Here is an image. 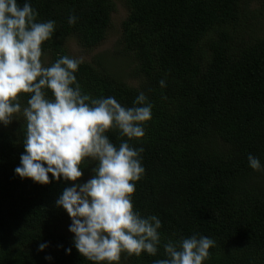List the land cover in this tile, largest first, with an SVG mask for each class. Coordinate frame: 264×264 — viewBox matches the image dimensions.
<instances>
[{
	"label": "trees",
	"instance_id": "obj_1",
	"mask_svg": "<svg viewBox=\"0 0 264 264\" xmlns=\"http://www.w3.org/2000/svg\"><path fill=\"white\" fill-rule=\"evenodd\" d=\"M121 1L128 14L119 60L95 55L75 73L92 98L112 96L131 107L143 91L153 105L145 135L129 144L144 149L133 208L158 216L160 244L155 256L122 253L119 264H153L166 258L169 240L195 233L215 241L202 264H264V168L252 170L247 159L252 154L264 165V31L249 33L252 20L264 18V0L256 7L252 0ZM116 2L31 0L37 22L55 21L42 61L72 56L71 38L85 49L99 45ZM27 98L21 94L22 108ZM25 130L23 117L0 125V264H93L73 246L71 219L55 203L73 182L49 174L51 182L41 185L15 173ZM107 135L117 147L128 139L117 131ZM95 164L81 163L78 182L92 177ZM44 242L48 247L39 251Z\"/></svg>",
	"mask_w": 264,
	"mask_h": 264
},
{
	"label": "clouds",
	"instance_id": "obj_2",
	"mask_svg": "<svg viewBox=\"0 0 264 264\" xmlns=\"http://www.w3.org/2000/svg\"><path fill=\"white\" fill-rule=\"evenodd\" d=\"M31 0H0V125L8 126L21 113L25 121L24 152L15 173L41 184L53 180L71 181L56 200L71 219L72 244L93 264H119L121 254L155 256L162 226L157 215L135 211L132 194L135 182L143 176V147L134 148L129 140L145 135L153 105L140 91L131 107L114 97L92 98L83 93L75 73L82 58L63 55L54 63L42 61V44L55 31V21L37 22ZM77 17L70 15L68 23ZM166 87L164 79L159 81ZM51 93V95H49ZM21 94H28L21 107ZM117 131L122 140L115 146L107 133ZM96 162L93 175H83L81 163ZM252 170L264 168L258 157L249 154ZM215 241L195 233L163 245L164 259L153 264H202ZM48 247L38 245L39 251ZM66 248V253H71ZM51 261L50 255L45 256Z\"/></svg>",
	"mask_w": 264,
	"mask_h": 264
},
{
	"label": "rangeland",
	"instance_id": "obj_3",
	"mask_svg": "<svg viewBox=\"0 0 264 264\" xmlns=\"http://www.w3.org/2000/svg\"><path fill=\"white\" fill-rule=\"evenodd\" d=\"M260 0H252L253 7L258 6ZM128 14V9L124 2L117 0L116 8L112 13L111 25L107 31L105 39L97 46L92 49H85L81 44L74 38L68 41L69 53L78 58H82V61H90L95 55H100L106 61H118V55L116 51L118 50L120 37L122 35V21L126 18ZM264 31V18L256 16L252 20L251 34H263ZM47 61H44L46 64ZM22 112L15 114L14 120L22 118ZM87 181V179H86ZM71 223V222H70ZM69 223V225H70Z\"/></svg>",
	"mask_w": 264,
	"mask_h": 264
}]
</instances>
